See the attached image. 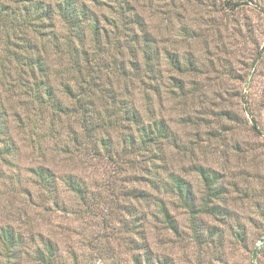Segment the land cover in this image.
Here are the masks:
<instances>
[{
    "label": "rangeland",
    "instance_id": "374dc122",
    "mask_svg": "<svg viewBox=\"0 0 264 264\" xmlns=\"http://www.w3.org/2000/svg\"><path fill=\"white\" fill-rule=\"evenodd\" d=\"M76 4L0 27V264H264V0Z\"/></svg>",
    "mask_w": 264,
    "mask_h": 264
},
{
    "label": "trees",
    "instance_id": "16d2710c",
    "mask_svg": "<svg viewBox=\"0 0 264 264\" xmlns=\"http://www.w3.org/2000/svg\"><path fill=\"white\" fill-rule=\"evenodd\" d=\"M9 2H19V3H23V5L30 6L28 8L24 7V9L22 11L21 10L14 11L11 9V6H9L7 4L0 3V27L4 30L6 29V30H12L14 32H19L20 34L23 33L25 31V29H27L30 26H33V28L38 26L37 22L38 23L42 22V24H45V20L46 21L48 20L50 22L51 21V15L50 14L51 13L53 14L54 12H56V14L59 13L61 20H63L64 23L69 27L68 30L71 31L73 36H75V34H76V36L81 35L80 34V32H82L81 23L91 19V17L86 14V12L89 9V6L88 5L86 6L85 4L77 5L76 0H59V3H57L54 6L55 7L54 12H52L53 10H51L48 5H46V6H48L46 8L44 3L32 4V3L28 2V0H8V4H9ZM91 21L92 20H90V22ZM95 29L98 31L97 24H96V27H94V30ZM143 53H144L146 60L147 61L149 60V62H148V68H149V66H151L150 65L151 53L148 52L147 48H145L143 50ZM173 62H175V61H172V63ZM174 65H175L174 66L175 69L180 71L178 68L179 67L178 66V60L175 62ZM39 67L41 69L40 65H39ZM90 84H92V85H90ZM85 86L87 88V87H91V86L94 87L96 85L89 82V83H86ZM86 88H84V90ZM70 89L71 88L68 86L67 92H69ZM44 95L46 96L47 100L48 99L50 100L52 93L49 90V91H46ZM114 101H115V97H114ZM115 103H117V102L115 101ZM130 119L136 121L135 115L132 114ZM108 124H109V122H108ZM140 131L142 132V136H144V139H143L144 141H142V144L146 145L150 141L149 140L150 139V137H149L150 132H147L144 127H141ZM101 146L106 148V144L104 143V141H101ZM198 172L203 177L205 187H206V190L208 191V193L212 196L219 195V192L218 193L216 192V187H217L216 183H217L218 179L215 176H212L206 170L200 169ZM38 175L41 176V173H39ZM184 184H185V182L181 181L180 179L172 178V185L170 187H171V189H175L178 192V194L183 198V201L187 204L188 207L192 208L195 204L193 202V199L189 198V192L185 191L186 187L184 186ZM69 187H70V189L73 190V192H75L79 195L83 194V187H80L79 184L74 183V182H71V184H70V182H69ZM163 216H164V219L167 223L171 222L170 217H169L167 212H164ZM6 236H9V234H7Z\"/></svg>",
    "mask_w": 264,
    "mask_h": 264
}]
</instances>
